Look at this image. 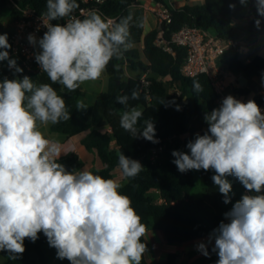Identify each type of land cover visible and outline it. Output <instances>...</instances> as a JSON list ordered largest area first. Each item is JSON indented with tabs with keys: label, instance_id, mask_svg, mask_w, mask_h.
Instances as JSON below:
<instances>
[{
	"label": "clouds",
	"instance_id": "9594fccd",
	"mask_svg": "<svg viewBox=\"0 0 264 264\" xmlns=\"http://www.w3.org/2000/svg\"><path fill=\"white\" fill-rule=\"evenodd\" d=\"M239 2L246 5L247 0ZM255 5L257 14L264 17V0H255ZM79 7L77 0H47V31L39 41L28 36L29 43H38L42 50L35 61L50 84L37 85L28 76L0 81V252L18 259L25 251V239L35 242L43 232L49 246L57 250V258H66L70 264H141L148 251L142 239L146 225L131 198L119 191L122 184L87 170L68 171L58 162L65 153L60 142L46 138L40 130L41 125L71 119L53 84L75 92L81 84L99 79L111 60L123 59L133 47L131 14L117 22L90 10L80 19L73 15ZM62 18H67L63 26L51 23ZM254 23L259 29L261 20ZM136 26L147 27V17ZM10 48L7 34H0V49H5L0 51V61L8 60V67L21 73L16 60L9 59ZM192 87L198 94L203 92L197 80ZM139 96L133 90L131 97H116L117 103L126 106L120 126L134 138L159 143L152 119L144 120V127L138 129L143 109L127 107L129 99ZM86 108L77 102V110ZM204 120L207 131L186 145L190 154L174 150L172 162L181 173L214 170L212 180L225 204L230 203L232 192L227 176L257 193L243 195L224 214L229 222H221L209 242L214 239L216 264H264V195L259 194L264 191V113L254 100L245 103L228 95ZM118 168L125 179L144 170L123 152L118 154ZM198 250L209 256L205 243Z\"/></svg>",
	"mask_w": 264,
	"mask_h": 264
},
{
	"label": "trees",
	"instance_id": "16d2710c",
	"mask_svg": "<svg viewBox=\"0 0 264 264\" xmlns=\"http://www.w3.org/2000/svg\"><path fill=\"white\" fill-rule=\"evenodd\" d=\"M150 1L169 9L171 23L157 24L145 35H143L144 28L136 26V23L145 17V10L139 0H105L99 6V14L105 20L117 18L118 22L121 17L129 14L133 16L130 38L133 46L141 45L142 50L136 47L131 48L124 53L123 59L110 61L105 71L108 76V90L100 93L95 104L84 110L76 109L79 89L68 92L62 85L53 84L52 87L63 96L71 113V119L51 125V131L69 137L88 132L81 144L87 152L95 153L103 165L102 168L92 169L90 172L114 180L112 173L119 169L118 154L120 152L131 159L140 160L156 146V143L142 137L134 138L120 126V116L126 110V106L117 103L116 97L122 95L131 97L132 91L138 90L139 99H129L127 106L143 109V116L137 125L138 129L144 127V120L151 118L155 125V138H172V141L167 142L160 154L159 164L149 162L144 164V170L135 178H124L126 184L119 191L131 198L132 207L141 217V222L146 225V232L155 229L163 235L165 243L180 247L208 238L221 222L228 223L224 214L232 209L247 190L236 177L227 176L226 178L232 184V192L229 194L230 203L225 204L224 196L212 180V176L216 173L211 169L208 171L202 169L200 180L204 183L205 191L201 198L195 199L191 194L194 189L192 171L181 173L172 162L175 159L172 156L174 150L190 153L186 147L187 143L194 140L196 134L203 135L207 131L208 124L204 116L213 109L219 108L217 101L220 95L205 74L189 78L181 73L182 65L187 60V49L172 44L171 37L183 27H188L211 30L214 32V37L225 42L232 39L241 40L246 35L247 44H254L264 32V17L257 14L255 0H251L248 9L252 19L241 27H238L237 23L245 22L246 15L239 0L184 5L178 10L170 9L165 0ZM46 3L47 0H0V11L7 10L10 21L15 25L23 16L22 11L27 7L35 10L38 15H43L46 12ZM77 3L80 6L78 9L85 6L80 0H77ZM230 4H234L235 7L230 8ZM256 19L261 20L259 29L254 23ZM60 20L52 22L56 24ZM12 31L13 29L8 38ZM160 32H163V41L171 52L164 51L163 47L157 45ZM4 50L0 49V51ZM222 59L234 76H243L246 79L264 76V57L255 56L250 62L244 63L240 61L238 52L230 49ZM126 67L144 75L149 74L148 88L144 89L138 79L124 80ZM4 78H7L6 74L0 73V81ZM32 80L37 85L51 83L43 72ZM163 80H167V83ZM193 80L200 82L203 92L198 94L193 91ZM236 84L238 87L234 92L237 96L244 97L250 94L246 86L240 87L238 81ZM172 88H176L180 95L171 93ZM252 100L259 106L264 104V96H257ZM163 101L165 104H161ZM104 121L110 127V132L99 130ZM111 139L114 141L115 150L111 149ZM58 162L65 165L68 171L82 170L84 166L78 155L73 153L64 159H59ZM259 194L264 195V191ZM160 200L161 203H159ZM38 236L35 242L25 239V251L18 259H9L7 252H0V264H51L54 260H57L59 264H70L66 258H57V250L49 246L43 232ZM142 239L149 249L146 237ZM212 248L208 249L209 256L199 258L193 264H216L219 257L216 252H212ZM179 260L177 253H170L167 260L161 264H178ZM141 264H148L147 252Z\"/></svg>",
	"mask_w": 264,
	"mask_h": 264
},
{
	"label": "built area",
	"instance_id": "2783aa9c",
	"mask_svg": "<svg viewBox=\"0 0 264 264\" xmlns=\"http://www.w3.org/2000/svg\"><path fill=\"white\" fill-rule=\"evenodd\" d=\"M80 2L85 6L77 9L73 15L83 19L90 10H97L99 13V6L105 0H80ZM22 13L23 16L15 23L12 34L8 38L11 48L7 49V51L9 53V59H15L17 66L22 68L23 72L16 73L15 69H10L8 67V60L0 61V73H5L8 79H23L24 76L33 79L42 74L40 66L35 61V55L42 50L39 48L38 43L35 46L30 44L28 36L32 34L39 41L47 31L44 25V23L48 22L47 17L44 14L38 15L35 10L29 7L24 9ZM157 13V24L163 22L166 24L171 23V15L168 8L161 5ZM107 19L117 20V18ZM51 23L53 25L60 24L63 26L67 23V18H62L56 24L52 21ZM171 43L187 49V60L182 65L181 73L189 78L200 74L208 76L216 92L220 95L217 101V105L220 107L223 98L231 95L227 90L234 92L237 88L234 89L231 85L225 83L226 78L230 77L232 72L221 63L222 58L230 49L239 52L241 48L240 40L235 41V39H232L225 42L212 36L209 31L183 27L172 35ZM157 45L163 47L164 51L171 52V49L167 48L166 43L163 41V32H160L158 35ZM140 83L144 89L148 88L149 83L146 75L140 80ZM170 91L171 93L180 95V92L176 88H172ZM259 107L262 113H264V104ZM157 140L159 143H156V146L140 160L151 164L160 163V154L165 149L167 142L172 141V138L163 139L158 137Z\"/></svg>",
	"mask_w": 264,
	"mask_h": 264
},
{
	"label": "crops",
	"instance_id": "0c3cea01",
	"mask_svg": "<svg viewBox=\"0 0 264 264\" xmlns=\"http://www.w3.org/2000/svg\"><path fill=\"white\" fill-rule=\"evenodd\" d=\"M147 1L150 2L149 6L152 11L159 9V7L161 6L159 4L154 3L153 1H150V0H147ZM210 1L215 2L219 0H165V3L170 9L178 10L184 5H189V6L201 5L206 2H210ZM250 3H251V0H247L246 5H242L240 3L246 15V20L243 23H237L238 27L243 26L245 23H248L252 19V16L248 12ZM155 27L156 26H154L153 28ZM153 28H150L148 32L152 30ZM144 32L147 33V31L145 30ZM246 37L247 36L244 35L240 40L241 48L238 52L240 61L244 63H248L255 56L264 57V32L259 36L257 42L254 44H247ZM238 77L239 76H234L233 73H231V76L226 78L225 83L231 85L235 89L237 87L236 82H237ZM259 82H262L261 84H262V87L264 88V76H261V77L253 76L250 79H247L246 87L250 90V94L244 97H240L236 95L235 98L246 103L248 100L250 99L252 100L253 98L259 95L264 96V90L260 91V85L258 84ZM78 92H79L78 102L82 101L83 104L87 106V108L95 104V102L92 104L89 102L88 94L86 93L85 88L82 87L81 85H80ZM40 128H43V125H41ZM50 130H51V126H50ZM99 130L101 132L111 131L110 127L105 121L102 122ZM56 134L57 132H53L52 136H58ZM58 134H61V133H58ZM87 134L88 132H85V133L79 134L74 137H69L63 134L64 140H61V141L57 140V141L60 142L62 146V150L66 154L62 153L59 159H62V158L64 159L73 153V154L78 155L79 159L82 160V162L84 163L82 170L91 171L92 169L102 168L103 165L101 163V160L97 157V155L95 153L87 152V150L81 144L82 140L87 136ZM117 171H119V173L121 174L122 179L120 180V182L123 187L126 184V180L124 179L120 169H116L115 171H113L112 173L113 177H114L115 172ZM245 194L256 195L249 191L245 192ZM159 202H162V201L160 200ZM162 236L163 235L160 232L155 231V229H150L146 232L145 237L149 243V249L147 251L148 264L164 263L167 260L168 254L170 253H177L179 255L180 260L178 261V264H193L194 261L198 260L199 258L202 259L206 257L198 250V245L200 243H205L207 246V249L214 247V239L211 240V242H209L210 236L203 240L201 239V240H197L194 242L184 244L180 247H178V245H168L167 243H165ZM55 262L56 260L52 261L51 264H54Z\"/></svg>",
	"mask_w": 264,
	"mask_h": 264
},
{
	"label": "rangeland",
	"instance_id": "374dc122",
	"mask_svg": "<svg viewBox=\"0 0 264 264\" xmlns=\"http://www.w3.org/2000/svg\"><path fill=\"white\" fill-rule=\"evenodd\" d=\"M142 5V7L145 10V17H147L148 19V26L144 28L145 31L148 32V30L150 28H153L154 26L157 25L158 22V9L152 11L150 9V2H148L147 0H140L139 1ZM156 9V8H155ZM9 13L7 10L5 11H0V34H7V36L10 34L11 30L13 29L14 25L13 23L10 21L9 18ZM209 33L213 36L214 32L209 30ZM146 32H144L143 35H145ZM138 48L140 51L142 50V46L141 45H136L133 46L132 48ZM142 60H144L143 57H141ZM222 63L224 64V60L222 59ZM149 74H146V77H148ZM145 77L144 74L138 72V71H133L130 68L126 67L125 68V75H124V80L128 79V78H134V79H138L141 80ZM165 83H167V80L163 81ZM262 82H259L258 84L260 85V91H263L264 88L262 87ZM82 87L85 88L86 93L88 94V98H89V102L92 104L95 102V100L97 99V97L99 96L100 93L105 92L108 90V77L106 72H104L102 74V76L94 81H87L83 84H81ZM238 87V86H237ZM228 93H231V95L233 97L236 96L235 92H232L231 90H227ZM262 96V95H259ZM50 125H48L47 127L43 126V128H40V130L43 132V134L45 135L46 138H50L51 140H64V135L63 134H56L58 136H52L53 132H51L50 130ZM111 149L115 150V146H114V141L111 139ZM190 154V153H189ZM142 166H144L145 161L143 160H138ZM202 170V169H201ZM201 170L197 171V170H191L192 171V176L194 178V189L192 190L191 194L193 196V198L198 199L201 198L203 196V192L205 191V186L204 183L200 180V173ZM122 179L121 174L119 173V171L115 172L114 174V180L121 183L120 180ZM247 192V191H246ZM245 195V193H244ZM161 203V202H159ZM54 264H59L58 261L56 260V262Z\"/></svg>",
	"mask_w": 264,
	"mask_h": 264
},
{
	"label": "water",
	"instance_id": "95a60500",
	"mask_svg": "<svg viewBox=\"0 0 264 264\" xmlns=\"http://www.w3.org/2000/svg\"><path fill=\"white\" fill-rule=\"evenodd\" d=\"M240 87H245L247 83V79L243 76H239L237 79Z\"/></svg>",
	"mask_w": 264,
	"mask_h": 264
}]
</instances>
